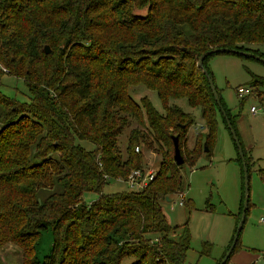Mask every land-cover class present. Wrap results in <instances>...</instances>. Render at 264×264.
Here are the masks:
<instances>
[{"label": "trees", "instance_id": "1", "mask_svg": "<svg viewBox=\"0 0 264 264\" xmlns=\"http://www.w3.org/2000/svg\"><path fill=\"white\" fill-rule=\"evenodd\" d=\"M258 44L264 0H0V63L29 95L24 102L0 90V242L16 244L21 264H184L188 237L173 236L160 201L182 188L170 136L192 163L184 145L194 122L171 101L200 107L209 152L219 116L230 131L198 57L224 47L264 57ZM214 55L223 54L204 60L212 80ZM263 81L254 76L248 86ZM217 93L240 142L237 115ZM142 149L161 156L154 178L142 190L104 192L143 169ZM242 151L249 173L254 161ZM258 175L264 183V168ZM86 193L96 197L87 202ZM240 200L241 213L243 191ZM44 231L52 241L39 258Z\"/></svg>", "mask_w": 264, "mask_h": 264}, {"label": "rangeland", "instance_id": "2", "mask_svg": "<svg viewBox=\"0 0 264 264\" xmlns=\"http://www.w3.org/2000/svg\"><path fill=\"white\" fill-rule=\"evenodd\" d=\"M140 12L145 13L144 9ZM96 20L99 21V17H96ZM257 47L264 52V44H258ZM208 67L213 73L214 85L220 91L224 104L237 115L236 127L241 146L248 156L252 157V162L254 161L249 172V205L239 236L241 248L226 264H264V183L258 175V170L264 168V81L250 87L255 91L254 95H249L241 101L236 95L237 88L248 86L252 77H264V63L224 53L208 59ZM0 68V90L10 97L27 102L29 95L23 81L14 77L15 75L11 76L7 66L0 63ZM142 91V96L147 95L152 106L162 113L164 108L157 93L147 89ZM171 103L180 106L193 119L194 123L187 131L184 145L186 151L191 154L192 163L185 162L180 168L181 190L171 194L169 201L160 202L165 218L174 229L173 236L188 237L189 250L184 264H216L228 250L241 217L240 197L243 184L241 168L237 161L238 152L220 116L211 150L204 152L207 128L202 120L200 107L190 106L183 97L174 99ZM252 106L257 109L254 114L250 111ZM128 132L126 129L118 138L122 152ZM80 144L87 149L93 148V144L87 140L80 141ZM142 154L145 165L143 169L156 171L161 156L150 149H142ZM54 155L55 153H52V156ZM103 188L107 193L129 189L119 180L112 181ZM180 194L186 203L181 202ZM95 197L94 193H86L84 199L90 202ZM40 238L35 253L39 258H43L50 248L52 238L48 231H44ZM21 257L20 249L15 243L0 242V264H21ZM134 260L133 257H126L119 264H131Z\"/></svg>", "mask_w": 264, "mask_h": 264}, {"label": "water", "instance_id": "3", "mask_svg": "<svg viewBox=\"0 0 264 264\" xmlns=\"http://www.w3.org/2000/svg\"><path fill=\"white\" fill-rule=\"evenodd\" d=\"M44 53L45 54H49V52L51 51L50 46L48 47L47 45H44ZM214 53H219V54H224V53H233V54H237V55H243V56H248L250 58H254L255 60H259L262 63H264V57L259 56L258 54H253L251 52L245 51V50H237L234 48H228V47H224V48H214V49H209L208 51L202 53L198 58V67L202 70L203 74L206 75L207 80H208V84H209V88L212 91L213 94V98L216 102V104L219 106L221 113L225 119V121H227V125L230 131L231 136L233 137L234 143L236 145V149L237 152L239 154V157L241 159V168L243 171V184H244V189H243V207L240 213V219L236 225V228L234 230V235L230 241V245L228 246V250L225 252L224 256L220 259V261L217 264H226L228 262V260L231 257V254L234 250V246L236 245L238 238L241 234V229L243 227V224L245 222V213L246 210L248 208V203H249V173H248V168L246 166V160H245V155L244 152L242 151V147L240 145L239 139L235 134V131L231 125V122L228 120L224 109L222 107V105H220V100H219V96L217 93V89L215 88L214 82L211 78V76L207 73L206 69L204 68V60L208 57V55L214 54ZM172 138V143H173V161L174 164L177 167H180V165L184 164V157L183 154H181L180 151V147H179V138L177 137V135H171L170 136ZM208 149L206 147V144L204 143L203 145V151L206 152ZM166 200L169 201L170 199L168 197H166Z\"/></svg>", "mask_w": 264, "mask_h": 264}, {"label": "built area", "instance_id": "4", "mask_svg": "<svg viewBox=\"0 0 264 264\" xmlns=\"http://www.w3.org/2000/svg\"><path fill=\"white\" fill-rule=\"evenodd\" d=\"M252 90V88H250L249 86H241L238 87L236 90V95L239 99H241V97L247 95L250 93V91ZM250 111L251 113H255L257 111L256 107L252 106L250 107ZM138 147L135 148V151H138ZM156 175V171L153 169H132V172L128 175L127 178L125 179H117L120 182H123L128 188L129 190L133 191V190H142L145 188V186L148 184L149 181H151L154 176ZM106 179H108V176H105ZM116 180V181H117ZM179 194V193H178ZM180 198H181V202H183V195L180 194Z\"/></svg>", "mask_w": 264, "mask_h": 264}, {"label": "crops", "instance_id": "5", "mask_svg": "<svg viewBox=\"0 0 264 264\" xmlns=\"http://www.w3.org/2000/svg\"><path fill=\"white\" fill-rule=\"evenodd\" d=\"M236 222V221H235ZM236 224V223H235ZM231 239V238H230ZM242 252V251H241Z\"/></svg>", "mask_w": 264, "mask_h": 264}]
</instances>
